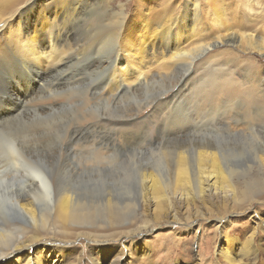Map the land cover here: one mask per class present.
<instances>
[{"label": "rangeland", "instance_id": "rangeland-1", "mask_svg": "<svg viewBox=\"0 0 264 264\" xmlns=\"http://www.w3.org/2000/svg\"><path fill=\"white\" fill-rule=\"evenodd\" d=\"M29 1L0 0V13L5 16L17 13ZM46 1L60 5L64 0ZM88 1V8H103L100 11L113 21H116L118 13L124 14L126 26L122 37L133 34L141 17L149 26L144 39V52L138 54L141 46L137 41V51L129 55L120 53L119 58L123 61L121 68L125 64L128 68L111 83L129 88L126 89V96L118 102L120 110H115L113 117L120 119L127 110L131 111L128 114L140 110L137 119L131 118V122L123 126L126 130L124 134H119L120 125L112 126L104 122L106 127L116 129V134L112 136L116 141L110 144V159L106 161L86 163L88 153L82 158L72 155L69 160L66 156V162L61 161L58 153L42 157V161L47 160L43 166L45 171L53 174L58 170L54 172L57 173V186L70 190L69 194L74 192L77 207L90 214L88 219L80 222L63 219L64 209L56 212L54 204L50 208L51 205L33 200L37 207L31 205V195L19 186L18 181L2 184L0 253L8 255L1 263L264 264V160H253L257 151L260 153L257 155L264 159V125L253 128V132L246 129V123L253 121L252 108L256 109L247 97L250 87L258 92L256 98L261 95L259 106L264 109V52L258 49L260 41H255L264 38V0H196L195 3L194 0ZM82 6L83 0L78 7L80 12L86 13L87 8ZM7 16L0 22V27L8 20ZM182 24L186 27L184 31ZM226 26L230 28L228 31ZM83 27L84 20H78L77 28ZM175 30L181 33L180 39L174 37ZM242 33L245 40V35L253 36V47L249 45L248 48L247 42L241 39ZM217 36L221 38L217 40ZM169 40L171 44L166 45L164 42ZM176 52L195 54L192 63L179 59ZM47 53L50 54V51ZM49 61L45 59L39 64ZM246 72L249 73L247 76ZM143 77L147 82L140 88L138 81ZM178 79L181 90L170 99V104L162 107L149 105L156 101L157 96L167 95L170 91L168 87ZM95 80L101 84L104 74L98 72L85 83ZM87 85H83L82 89ZM106 85L107 82L103 87ZM174 86L172 92L177 90ZM146 104L149 106L146 107ZM60 111L61 115H48L58 117L55 124H59L54 129L57 132L54 139L51 138L50 145L46 147L52 152L64 148L60 144H68V129L75 124L78 116L84 115L75 108L64 107ZM97 112L101 114L102 109ZM174 112L183 116L179 117L181 121L176 122ZM34 114L36 116L30 117ZM48 116L33 112L28 117H19L16 124L50 123ZM181 122L183 125L180 126ZM176 131L178 135H175ZM80 134L83 137L80 135L77 144L82 145L91 143L97 135L94 130ZM255 135L257 138H254ZM196 136L220 144L217 149L223 154V160L205 162L211 173L218 174L210 182L215 181L214 187L200 184V189H194L190 177L185 178V172L188 173L186 160L179 158L178 162V157H175L177 151L185 148L191 151L190 143ZM180 143L186 147L177 150ZM198 149L219 154L210 146ZM172 160L177 163L179 171L176 178L170 181L171 188L165 191L155 175L158 173L161 179L168 182L167 170L172 166ZM69 163H74L69 167L72 173L78 171L77 176L64 170ZM228 170L232 171L231 177L226 175ZM140 172L145 177L154 175L144 180L143 190H138L139 184H136L139 182L136 175ZM13 191L22 197L18 199L31 210V215H36L38 209L42 210L44 218L39 226H30L12 207ZM114 211L121 216L120 220H113ZM59 213L61 216H58ZM19 235L31 245L14 252L15 246L20 247L16 238Z\"/></svg>", "mask_w": 264, "mask_h": 264}, {"label": "bare ground", "instance_id": "bare-ground-1", "mask_svg": "<svg viewBox=\"0 0 264 264\" xmlns=\"http://www.w3.org/2000/svg\"><path fill=\"white\" fill-rule=\"evenodd\" d=\"M81 1L82 0H64L61 1L60 5H56L57 3H49L46 0H30L19 12L10 15L7 14L8 20L6 19L7 21L0 27V35L3 37L0 41V187L4 183L7 184V182L18 181L20 183L19 186L25 188V191L31 195L30 197L28 196L31 205L36 206L34 201L44 202L46 206L51 205L50 208L52 204H54V210L56 212H61L64 209V214H62L63 219L69 218L74 222L88 219L90 214H85L86 212H83V208L77 207L78 202L72 194L74 192L69 194L70 190L57 186L59 185L56 183L57 180L55 178L57 173L54 172H58V170L54 171L53 174L47 173L43 167L47 160L45 162L42 161L44 160L42 157L53 154L55 156V153H58L57 155L61 158V161L66 162V156L69 160L72 155H74L73 157L80 156V158H82L88 153V156H86L87 159L83 158L86 159V163L103 162L110 159L109 154L111 153L109 152L112 150L110 149L112 148L110 144L116 141L112 138L113 134H116V129L106 127L104 122L107 121L112 126L120 125L119 128L121 129L119 130V134H124L126 132L124 127L127 126L132 119H137L136 117L140 110L139 109L138 112L136 111L137 113L134 111L135 114H128L131 111L127 110L120 119L112 116V113L120 108L118 102L126 96V89H129L128 86H119V83H117V85L111 84L112 81L117 80V75L122 74V72L128 68L127 64L121 68V62L123 61L119 58V54H128L137 51L135 48L137 41H139L141 46L140 53L138 54H142L146 42H144L145 35L149 32V26L146 24L145 18L141 17L138 21V25L135 23L137 26L135 29H133V25V34L128 33L126 37H122V31L126 26L123 13H118L116 21H113L111 18L105 17L103 11H100L103 8L100 10H91L88 8V0H83V6L87 8V12L82 13L79 11L78 7ZM195 2L196 0L193 1V3ZM6 16L0 13V22L3 21ZM78 20H84L83 29L77 28ZM181 27L182 30L186 28L184 24H182ZM229 29V27H225V30L228 31ZM175 32L174 37L180 39L181 33H178L176 30ZM242 36L243 33L241 34V39L245 40ZM245 36V41L249 48L252 46L251 44H253V36ZM220 38V36H217V40ZM258 40L260 41L258 49L264 52V38H258L255 41L257 42ZM171 42L172 41L169 40L164 43L169 45ZM197 49L195 50L198 52L199 50ZM47 51H50V54L47 53ZM176 54H179V59H184L183 61H186V63L187 61L192 63L191 61L194 59L193 56L195 55L193 53L184 54L180 52H176ZM173 57L176 58L177 56L173 55ZM45 59H50V61L45 62V65L41 64L43 65L41 66L39 63L41 61L44 62ZM98 72L104 74V80L101 84L96 80L90 84L85 83V80L89 79V77H92L94 74L96 75ZM130 72H132V70H130ZM247 74L249 73L246 72V76ZM137 75L138 77L141 76V74ZM145 81L147 82L145 77H143V80L138 81V83H140V88L145 86ZM106 82L107 85L103 87V84ZM85 84L88 85L82 89V86ZM173 85L177 87L176 92L171 91ZM168 88L170 89V91H168L169 95L163 93L159 97L157 96L156 101H152L153 103L151 102L149 105L151 107H156L158 105L162 107L170 104V99L174 96L176 97L178 92L180 93V79L176 80L174 84L172 82ZM250 88L251 89L247 91V97L254 103L256 109L254 110V108H252L253 112L251 113L253 121L250 120L252 122L249 121L246 123V129L253 132V128L264 125V109L261 110L259 106L261 95L258 94L259 98H256L255 94L258 92L256 89ZM64 107L68 109L75 108L78 110V113L83 112L84 115L78 116L77 120H75L76 122H74L75 124L71 125V128L68 129L70 132L68 144L65 145V142L62 143L60 146H64V148L58 149L57 152H54V150L52 152L46 149V147L51 138L56 135L57 132H54V129L55 127H59V124H55V120L58 117H49L48 115H61L60 110L63 111ZM99 108L102 109L101 114L97 112ZM33 112L41 114L42 116L47 114L50 118V123L23 122L20 126L16 124L19 117H28V115ZM174 115L176 117L175 119H177L176 122L181 121V118H179L181 115H179L178 112H174ZM32 116H36V114L30 117ZM99 117L102 118L99 120ZM260 121L261 123H259ZM181 125H183L182 122L180 123V126ZM224 128L227 130V126ZM177 129L180 128H176L175 130ZM88 130H94L95 133H97V135L95 134V138L87 145L77 144L78 139H80V133L83 131L87 132ZM178 134L179 132L176 131L175 135ZM243 137L245 138L246 136ZM254 138H257V136ZM53 141L55 140L51 142ZM179 142L180 141H178V143ZM100 143L105 144L103 145ZM126 144L127 143H125V145ZM180 144L181 145L176 148L177 150L186 147L183 143ZM190 144L192 147L191 151L185 148V150L181 152L177 151V156L174 155L176 158L178 157V162L179 158L187 162L185 164L188 166L189 175L186 171V176L184 175L185 178L190 177V179H188L191 180V185L194 189H197L200 184L214 187L213 184H215V181L212 183L210 182L216 178L215 174L217 173H211L208 167L205 166V162H210L212 159L223 160V154L217 149L220 144L215 143L212 139L210 140L200 136H196ZM205 146L206 149L208 146H210V148L214 147L219 154L216 153L217 155H215L213 152L207 153L206 151H200L198 149L204 148ZM259 148L261 147L259 146ZM175 153L176 152H173V154ZM257 153L259 152L257 151L254 153L253 160L257 162L259 160H264L261 159L260 153L258 154L259 156ZM48 159L51 158L48 157ZM71 164L72 163L66 164L64 170L70 172L71 175L77 176L78 171L75 173L71 172L69 167ZM176 164L177 163L173 161L172 166H169V170H167L168 182L164 181L166 179H161V175L158 173L155 175L156 178H159L160 186L165 191L171 188L170 181L173 177L176 178L177 176L179 169L177 171ZM185 164L183 162V165ZM72 165H74V163ZM73 168L78 169L77 166H73ZM231 174V170H228V173H226L228 177H231ZM136 176L139 181L136 183L137 185L139 184L138 190H140V188L143 190V182L148 176L149 178L154 177L153 174H149L145 177V174L141 172ZM7 188L10 189L11 187ZM204 189L205 187L203 190ZM19 190L22 189L20 188ZM5 191L7 192L8 190ZM13 193L14 195L12 196H14V200L11 202L12 207L19 212L30 226H39L44 218L42 210L38 209L36 215H31L32 213H29L31 210L27 209L25 207L26 205L20 203L18 197L21 196L15 195L16 193L14 191ZM63 203L66 205L64 206ZM112 214L113 220L121 219V216L115 211ZM58 216H61L60 213ZM6 234L8 233L6 232ZM16 238L18 240L17 244H19L20 247L15 246L12 251L19 252L26 249V247H30L31 243L26 244L27 241L26 239L23 241L22 236L19 235ZM7 255L5 253H0V264H3L1 261L3 259L5 260Z\"/></svg>", "mask_w": 264, "mask_h": 264}]
</instances>
